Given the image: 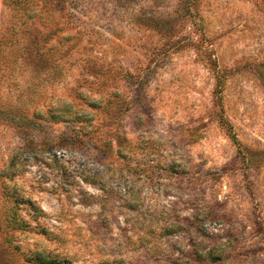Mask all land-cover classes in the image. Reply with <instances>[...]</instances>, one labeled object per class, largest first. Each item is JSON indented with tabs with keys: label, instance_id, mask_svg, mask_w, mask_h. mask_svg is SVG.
Segmentation results:
<instances>
[{
	"label": "rangeland",
	"instance_id": "1",
	"mask_svg": "<svg viewBox=\"0 0 264 264\" xmlns=\"http://www.w3.org/2000/svg\"><path fill=\"white\" fill-rule=\"evenodd\" d=\"M41 258L264 264V0H0V264Z\"/></svg>",
	"mask_w": 264,
	"mask_h": 264
},
{
	"label": "built area",
	"instance_id": "2",
	"mask_svg": "<svg viewBox=\"0 0 264 264\" xmlns=\"http://www.w3.org/2000/svg\"><path fill=\"white\" fill-rule=\"evenodd\" d=\"M68 153L63 150V149H59V150H54L50 153H46L45 154V160L46 161H51L53 159H57V160H62L63 158H67ZM35 175H37V173H35ZM38 178H40V176H37Z\"/></svg>",
	"mask_w": 264,
	"mask_h": 264
},
{
	"label": "trees",
	"instance_id": "3",
	"mask_svg": "<svg viewBox=\"0 0 264 264\" xmlns=\"http://www.w3.org/2000/svg\"><path fill=\"white\" fill-rule=\"evenodd\" d=\"M15 215L17 216V213H15ZM16 216H14V219H13L14 222H17ZM20 224H22V221H18L17 225H20ZM45 260H46L45 258H41V259H39V262L41 264H44ZM52 262H55V261H52Z\"/></svg>",
	"mask_w": 264,
	"mask_h": 264
}]
</instances>
